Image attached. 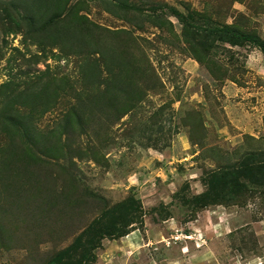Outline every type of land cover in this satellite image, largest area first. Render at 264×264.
<instances>
[{
    "label": "rangeland",
    "instance_id": "rangeland-1",
    "mask_svg": "<svg viewBox=\"0 0 264 264\" xmlns=\"http://www.w3.org/2000/svg\"><path fill=\"white\" fill-rule=\"evenodd\" d=\"M167 6L264 39V0H0V84L47 154L24 196L16 185L2 195L0 264H44L129 196L143 226L104 239L94 264H264V188L190 202L207 173L264 150V56L227 47L200 64ZM53 191L80 207L48 214Z\"/></svg>",
    "mask_w": 264,
    "mask_h": 264
},
{
    "label": "trees",
    "instance_id": "trees-1",
    "mask_svg": "<svg viewBox=\"0 0 264 264\" xmlns=\"http://www.w3.org/2000/svg\"><path fill=\"white\" fill-rule=\"evenodd\" d=\"M120 6L138 10L140 13L146 12L134 5L121 3ZM148 9L152 12L147 15L151 24L160 26L157 7L149 6ZM166 10L180 23L181 35L189 52L202 65L205 64V59L210 60L212 53L220 54L222 50H230L227 47L249 45L264 56V39L254 32L241 30L233 24L216 23L209 15L194 10H188L187 14L169 6ZM57 15L59 13L52 15L49 21L53 23L58 18ZM83 60L88 59L83 57ZM127 85L132 83L129 81ZM12 86L7 82L0 84V179L3 176L11 178L10 186L0 180V200L3 193L15 185L21 188L24 196L29 190L25 180L28 172L32 171L30 167H34V163L42 162V158L47 156L40 147H36L42 139L36 127L28 122V118L18 116L11 108L10 97L14 91ZM205 176L202 182L206 190L193 196L190 202L199 208L233 204L238 198L254 192L257 188H264V150L247 152L237 162L218 167ZM53 195L55 198L49 201L51 207L48 214L61 203L60 197L54 191ZM90 198L104 200L95 195H90ZM61 204L65 208L66 216L69 215V209L80 207V204L76 205L75 200L69 197L62 199ZM143 217V207L139 200L131 196L113 206H105L97 217L74 236L69 245L54 253L44 264H94L104 239H120L140 229L143 226ZM65 230L66 236H70L71 232ZM63 235L64 232L62 237Z\"/></svg>",
    "mask_w": 264,
    "mask_h": 264
},
{
    "label": "crops",
    "instance_id": "crops-1",
    "mask_svg": "<svg viewBox=\"0 0 264 264\" xmlns=\"http://www.w3.org/2000/svg\"><path fill=\"white\" fill-rule=\"evenodd\" d=\"M135 234H137V231L135 230V231H132L130 234H128V236H126L127 238H129V237H131V236H133V235H135ZM123 239L125 240V238H122L121 239V241H123ZM125 243H127V242H125ZM122 244V243H121ZM127 245L129 246V243H127ZM103 257V255L101 256V258Z\"/></svg>",
    "mask_w": 264,
    "mask_h": 264
}]
</instances>
